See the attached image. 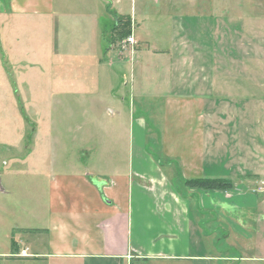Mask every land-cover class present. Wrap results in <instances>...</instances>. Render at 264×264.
I'll list each match as a JSON object with an SVG mask.
<instances>
[{
	"label": "rangeland",
	"instance_id": "rangeland-1",
	"mask_svg": "<svg viewBox=\"0 0 264 264\" xmlns=\"http://www.w3.org/2000/svg\"><path fill=\"white\" fill-rule=\"evenodd\" d=\"M55 8L0 20V253L44 242L27 230L47 225L58 173L126 167L141 120L147 151L164 161L168 93L212 98L207 158L213 151L236 165L208 178L234 184L240 163L252 165L264 136V0H55ZM115 14L131 16L130 36L114 34ZM167 171L183 195L233 188Z\"/></svg>",
	"mask_w": 264,
	"mask_h": 264
},
{
	"label": "crops",
	"instance_id": "crops-1",
	"mask_svg": "<svg viewBox=\"0 0 264 264\" xmlns=\"http://www.w3.org/2000/svg\"><path fill=\"white\" fill-rule=\"evenodd\" d=\"M55 9V0H0V20L51 15ZM211 99L185 92L164 96L159 135L164 161L147 151L141 120L129 140L126 167L58 173L56 193L51 189L47 199V225L35 227L43 229L37 234L44 242H23L26 256L0 253L5 264H258L264 258V136L250 149L252 165L240 163L231 189L190 188L183 195L167 171L174 166L186 180L236 165L213 151L207 158Z\"/></svg>",
	"mask_w": 264,
	"mask_h": 264
},
{
	"label": "trees",
	"instance_id": "trees-1",
	"mask_svg": "<svg viewBox=\"0 0 264 264\" xmlns=\"http://www.w3.org/2000/svg\"><path fill=\"white\" fill-rule=\"evenodd\" d=\"M115 25H114V34H119L120 37H128L132 33V18L130 15L126 14H115ZM113 34V38H114ZM187 184L190 185H205L206 186H222L224 185L225 187H232V182L227 180V179H222V178H208V177H203V178H193V179H187L186 180ZM209 184V185H208ZM27 231L31 232H40L43 231V229H28Z\"/></svg>",
	"mask_w": 264,
	"mask_h": 264
},
{
	"label": "built area",
	"instance_id": "built-area-1",
	"mask_svg": "<svg viewBox=\"0 0 264 264\" xmlns=\"http://www.w3.org/2000/svg\"><path fill=\"white\" fill-rule=\"evenodd\" d=\"M20 254L23 255V256H26L27 255V248L21 249Z\"/></svg>",
	"mask_w": 264,
	"mask_h": 264
},
{
	"label": "water",
	"instance_id": "water-1",
	"mask_svg": "<svg viewBox=\"0 0 264 264\" xmlns=\"http://www.w3.org/2000/svg\"><path fill=\"white\" fill-rule=\"evenodd\" d=\"M0 188H1V186H0Z\"/></svg>",
	"mask_w": 264,
	"mask_h": 264
}]
</instances>
